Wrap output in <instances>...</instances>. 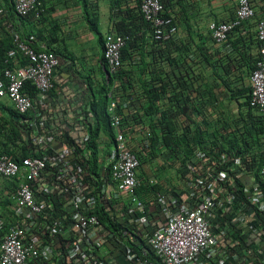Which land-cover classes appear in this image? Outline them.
Returning a JSON list of instances; mask_svg holds the SVG:
<instances>
[{"label": "built area", "instance_id": "built-area-1", "mask_svg": "<svg viewBox=\"0 0 264 264\" xmlns=\"http://www.w3.org/2000/svg\"><path fill=\"white\" fill-rule=\"evenodd\" d=\"M11 2L17 16L23 17L31 12L39 15L38 0ZM139 10L155 41L169 42L178 36L176 22L173 17L164 15L161 0H141ZM5 13L0 0V19ZM254 16L250 0H237L231 20L208 23L214 46L226 43L231 32L248 25ZM6 30L15 46L7 52L8 60L15 61L19 53L28 64L4 69L0 80V100L6 99L18 115L24 116L34 110V101L23 92L25 84L34 86L38 97L43 99L55 86L59 61L51 52L31 48L12 30L11 25H6ZM253 31L257 59L249 75L248 97L250 107L256 109L264 120V20H257ZM126 39L112 31L104 35L103 60L110 75L117 73L122 66L121 49ZM119 104L126 109L129 101L111 100L107 108L113 130V144L106 161L110 167V182L101 188L100 194L106 201L119 203L115 207V222L129 215L131 222H128L149 226L150 206L155 205L162 211L161 220L159 217L153 219L154 223L160 222L161 225L151 232L148 240V247L156 260H147L144 251V257H139L126 248L124 264H235L238 252L232 249L246 237V230L258 237L252 216L261 214L264 220V166L260 170V183L245 176L246 183L242 189L243 194L248 195L245 202L238 200L233 183L227 184L230 170H240L239 176L244 177L245 169L240 164V157L232 155L212 159L197 151L184 170L188 179L183 181L182 194L171 200L158 194L149 205L144 204L136 194L140 163L129 149L128 134L116 111ZM103 137L101 139L107 143V138ZM52 140V137L35 131V149L30 157L16 162L0 154V177L19 180L12 221L7 222L0 214V233L6 230L0 238V264H51L50 244L42 236L47 231L62 235L63 230L72 233V238H61L65 240L62 248L64 264H103L95 253L103 250L101 239L107 241L114 236L104 230L97 219L95 201L84 185L82 166L66 163L64 153L52 152L40 157L42 148ZM47 167L59 171L61 176L59 180L48 183L39 195L34 184L41 179ZM229 187L233 190H228ZM123 199L127 200L125 211L121 210ZM47 217L52 221L49 222ZM256 255L264 260V255Z\"/></svg>", "mask_w": 264, "mask_h": 264}, {"label": "trees", "instance_id": "trees-1", "mask_svg": "<svg viewBox=\"0 0 264 264\" xmlns=\"http://www.w3.org/2000/svg\"><path fill=\"white\" fill-rule=\"evenodd\" d=\"M140 1L136 0V6L131 7L126 0H110L113 13L112 31L127 38L121 49L122 66L117 73L102 77V85L98 87L96 94L93 95L90 101V110H84V116L80 122L73 123L72 120L74 121V119H72L66 126L50 128L47 127V123H45L46 126L44 125L45 113H40L38 117L33 114L34 117L30 113L20 116L13 109L0 106L8 113V119L0 124V135L5 134L0 138V154H4L10 160L16 162L30 157L31 152L35 149L33 143L35 131H38L43 136H50L53 139L50 144L42 148L40 157L52 152L64 153L66 163H71L72 166H82L84 185L91 191V197L95 201L94 212L97 219L103 229L114 236L107 241L101 239V245L104 246L103 250L95 253L96 256L100 257L103 264H118L114 260L110 261V257L114 255L113 252H116L117 249L122 252L126 248L135 252L139 257H144L142 255L144 251L147 260L155 261L156 257L148 247V240L151 232L161 225L160 222L154 223L153 219L159 217L161 220L162 217V211L153 205L150 206L148 211L151 223L149 226L136 225V222L130 223L131 217L129 215L125 219H121L120 222H115V207L119 203L106 201L100 194L101 188L108 184L110 178V167L108 165L104 166V160L99 153V142L101 136L104 135L108 140L106 145L111 147L113 144V130L107 112L111 100L129 101L126 109H123L119 104L116 111L121 116L124 131L128 134L129 149L137 156L140 163L137 175L139 186L136 188V194L144 204L149 205L158 194L164 195L167 200L173 199L171 197L172 193L176 197L179 196L180 194H176L175 191H170L171 189H168V186L166 187L167 183H164L158 176V172L163 171L165 167L170 169L173 165L176 178L182 182L186 181L188 179L186 177L187 172L185 173L184 170L197 151L203 152L206 157L212 159L232 155L240 157V164L245 169L246 174L244 173L243 177L238 174L240 170L228 171L227 184L233 183L238 194V200L245 202L248 199V195L243 194L242 191L246 183L245 176L252 177L260 183V170L264 166V120L258 115V111L249 105L250 88H239L240 81H230L231 76H234L232 75L233 71H231L233 67L236 71L238 70L233 57L235 52H238L236 44L239 43V39L237 37L240 38L237 35L236 39L232 41V37L234 33L248 31L244 28L246 24L231 32L227 42L219 47L216 46L215 49L209 47V49L204 48V51L198 46L184 47V51L190 54L185 55V59L181 58L179 51L178 57L168 59V63L174 69L179 68L178 71H181L182 68V73L186 75L180 77L176 70L173 71L177 78L171 81L172 84H167L171 85L173 91H169L168 103L171 106L166 111L158 112L151 101H158L161 98L162 95L160 94L164 93L165 85L153 89L154 93H152L149 89L152 81L149 80L142 83L147 103L142 105L141 113L139 111L135 115H131L128 112L130 107L135 104L132 103L129 90L134 85V80H131L130 76L132 72H136L132 65L135 63L133 58L136 43L142 40L155 41L151 35L149 24L144 21L140 13ZM1 2L6 13L0 19V80L3 79L5 68L22 67L28 64V61L19 53H17L15 61L8 60L7 52L14 49L15 46L12 37L6 30V25L10 24L13 29L17 24L22 23V19L34 13L31 12L20 17L15 14L11 0H1ZM81 3L85 7L90 3V0H82ZM121 3H125L123 10L121 9ZM161 3L165 10L164 1L161 0ZM114 11H118V14ZM85 13L87 14V11ZM164 15L169 16L168 13H164ZM88 22L91 30L98 36L101 47L100 64L104 71H107L103 60L104 35L98 32L95 19ZM248 34L247 38L250 40L248 44L256 45L254 33ZM243 41L245 44V37H243ZM47 52L53 53L58 61L60 60L56 52ZM196 53L204 57L206 68L211 69L210 74L206 75V84L203 88L201 84H197L196 80L197 63L192 59L193 57L198 59ZM241 56L244 57V55ZM256 59L257 53L252 62L248 64V76L255 68ZM215 70L221 72L217 71L215 73ZM215 74L220 81L219 84L217 79H213V77H216ZM186 77L190 78L186 80ZM209 78L212 80H209ZM84 83L88 88L93 85L90 77H86ZM23 92L34 102L36 101L38 92L30 83L25 84ZM35 108H39V105H36ZM132 121L133 124H131ZM31 123L34 125H29ZM7 131L10 133H6ZM86 133L89 135V139L83 140ZM155 159L160 160L162 163L159 168H156L158 177L155 176V180H150L143 164L152 163ZM60 176L59 171L47 167L41 179L34 184V187L37 188V194L40 195L42 189L48 186V183L59 180ZM18 183L17 178L6 179L0 177V187H5L8 190L7 185L11 184L12 187H17ZM261 188L263 190V186ZM4 189L0 190V200L11 195L9 192L3 195ZM228 190L232 191L233 189L229 187ZM9 198L8 204H11L13 201L11 197ZM126 203V199L121 200L122 211L126 210ZM12 214L13 209L10 216ZM254 218V231H257L258 237L251 234L252 231L246 230V237L240 243H236L237 248L232 249L233 252H238V259L235 264H264V260H260L256 255L257 253L264 255V220H262V215L257 213L252 216V219ZM49 219L47 217V220ZM51 221L49 220V222ZM235 229L236 227H233V230ZM237 230L240 231L238 228ZM64 232L67 237L72 238L71 232ZM57 236V233H49V231L46 232L45 236H42L50 244L51 258L54 261L60 255L59 251L65 246L64 239L58 237L57 242L54 241ZM104 249H106L107 254H99ZM42 264L46 263L42 262Z\"/></svg>", "mask_w": 264, "mask_h": 264}, {"label": "crops", "instance_id": "crops-1", "mask_svg": "<svg viewBox=\"0 0 264 264\" xmlns=\"http://www.w3.org/2000/svg\"><path fill=\"white\" fill-rule=\"evenodd\" d=\"M81 1L82 0H39V15L37 16L33 13V15L22 19V23L14 27L16 30L14 28L12 29L19 34L23 41L31 45L34 50L56 52L57 54H55L60 59L59 66L55 72V86L53 90L43 99L37 96L34 102V111L30 113L31 115L35 114L37 117L40 113H45L44 117L46 119H44V125L47 123V127L50 128L66 126L72 119H74V121L72 120L73 123L80 122L83 119L84 110H90V101L93 95L96 94L98 87L102 85V77L105 76L104 69L100 64L101 47L99 45L98 36L91 30L88 21L95 19L98 32L102 35L112 31L113 13L110 7L111 3L110 0H90V3L84 7ZM163 1L165 4L164 13H168L174 18L178 27V36L175 40L168 43H159L153 40H142L136 43V48L134 50L135 56L133 58L135 63L132 64L136 72H132L130 76L131 80H134V85L133 88L129 90L132 96V103H135L130 107V110H128L131 115H135L141 110L142 105L147 103L145 92H143L145 89L142 83L149 80L152 81L149 86L152 93H154L153 89H158L165 85L164 93H158L162 95L161 98L158 101L151 100L154 103L153 106L155 109H157L158 112H162L170 108L171 105L168 103V97L170 96L169 91L172 92L173 89L171 85L167 84H172L171 81L177 78L173 71L176 70L180 77L186 74L182 73V68L181 71H178L180 70L179 68L174 69V67L168 63V59L178 57V51L182 56L181 58L185 59L186 57L184 56L189 53L184 51V47L192 48L198 46L203 50L204 48L209 49V47L215 49L209 36L207 28L208 23L210 21L226 22L230 20L234 16L237 4V0ZM126 2H128L131 7H135L137 4L136 0H126ZM250 2L254 9L255 16L248 25L244 26L248 31L234 33V36L232 35V41L236 39L237 35H239L240 38L237 37V39H239V43L236 44L238 52H235L233 57L238 70L236 71L233 67L231 71H233L232 75L234 76H231L230 81H246L245 85L239 86V88H250L247 67L257 53V46L255 44H248L250 41L247 38L249 35L248 33H254L253 28L257 20H264V0H250ZM124 5L125 3H121L122 10L124 9ZM85 11H87V14ZM114 13L118 14V11H114ZM251 26L253 27L250 28ZM243 37H245V44ZM196 55H198V59L195 57L192 58L197 63L196 68L198 71L196 80L197 84H201L203 88L206 84V75L210 74L211 69L206 68V62L203 56L198 53H196ZM241 55H244V57ZM188 62L190 63L189 60ZM217 71L219 73L221 72L220 70ZM217 71L215 70V73H217ZM86 77H90V80H92L93 85L91 88L85 86L84 81ZM189 78L190 77H186V80ZM213 79H217V76L213 77ZM209 80L212 79L209 78ZM217 80L219 84L220 81L219 79ZM36 105H39V108L41 106L40 112L39 108H35ZM0 106L13 109L6 99L0 100ZM7 119V111L0 108V124H3V121ZM131 124H133V121ZM6 133L10 132L7 131ZM3 136H5L4 133ZM3 136L0 135V138ZM85 139H89L87 133L83 137V140ZM101 143L105 146L107 144L103 139H100L99 153L102 147H104ZM109 153V149H106L101 155V158L104 160V166L106 165ZM157 168H159V166ZM174 169L172 165L170 169L165 167L163 171L164 173L166 172V175H169L168 170L173 173V171H175ZM159 172L162 173V171ZM10 185L11 184L7 185L9 190L5 187L0 188H5L6 190L4 189L3 195L9 192L11 194L9 197H11V200L14 202V195L17 187H12V185ZM167 186L168 189H171L170 191H175L176 194H182V189H184V184L178 178L172 182V185L166 184V187ZM174 195L175 194L172 193L171 197L173 198ZM9 197L0 200V214L7 222L12 221L10 215L15 203L12 202L8 204L10 200ZM64 208L66 211L68 210V207ZM5 231L6 230L0 233V238ZM66 232L68 231L66 230ZM63 234L55 237L54 241L57 242L56 240L58 237L59 239L67 237L64 231ZM62 250L64 251V249L59 251L60 255L57 256L55 261L52 259L51 264H55L54 262L64 264ZM113 254L114 255L110 257L111 261L114 260L118 264H123L121 258L124 260V251L122 250V252H120L117 249Z\"/></svg>", "mask_w": 264, "mask_h": 264}, {"label": "rangeland", "instance_id": "rangeland-1", "mask_svg": "<svg viewBox=\"0 0 264 264\" xmlns=\"http://www.w3.org/2000/svg\"><path fill=\"white\" fill-rule=\"evenodd\" d=\"M90 44V43H89ZM245 82L246 81H244V80H241L240 82H239V85L240 86H243V85H245ZM224 102V101H223ZM104 136V135H103ZM103 138H105V136L103 137ZM102 144V143H101ZM102 145H104V144H102ZM110 147L109 146H105L104 145V147H102V149H101V152H100V154L102 155L103 154V152L106 150V149H109ZM162 162L160 161V160H158V159H155L152 163H144L143 164V168H144V170L146 171V173H147V177L150 179V180H155L156 179V177L155 176H157L156 175V173H157V171H156V168L161 164ZM169 172V175H166V172L164 173V171H162V173H160V172H158V176L163 180V182L164 183H167V184H169V185H172V182L174 181V180H176V176H175V171H173V173L170 171V170H168ZM157 176V177H158ZM121 262H125L124 260H123V258H121Z\"/></svg>", "mask_w": 264, "mask_h": 264}, {"label": "clouds", "instance_id": "clouds-1", "mask_svg": "<svg viewBox=\"0 0 264 264\" xmlns=\"http://www.w3.org/2000/svg\"><path fill=\"white\" fill-rule=\"evenodd\" d=\"M169 16H170V15H169ZM228 21H229V20H228ZM210 22H211V21H210ZM226 22H227V21H226ZM176 25H177V24H176ZM177 28H178V27H177ZM207 28H208V27H207ZM208 32H209V30H208ZM209 36H210V33H209ZM176 38H177V37H176ZM176 38H175V39H176ZM210 38H211V37H210ZM175 39H174V40H175ZM171 41H172V40H171ZM211 41H212V40H211ZM169 42H170V41H169ZM159 43H161V42H159ZM212 43H213V41H212ZM213 45H214V43H213ZM107 72H108V71H107ZM109 150H110V148H109ZM106 165H107V164H106ZM109 174H110V173H109ZM109 182H110V178H109ZM109 182H108V183H109ZM181 182H182V181H181ZM182 183H183V182H182ZM183 184H184V183H183ZM64 231H65V230H64ZM100 254L106 255V249H104V251H103L102 253H100Z\"/></svg>", "mask_w": 264, "mask_h": 264}, {"label": "water", "instance_id": "water-1", "mask_svg": "<svg viewBox=\"0 0 264 264\" xmlns=\"http://www.w3.org/2000/svg\"><path fill=\"white\" fill-rule=\"evenodd\" d=\"M104 69V68H103ZM105 75L108 77L110 74L107 71H104Z\"/></svg>", "mask_w": 264, "mask_h": 264}]
</instances>
